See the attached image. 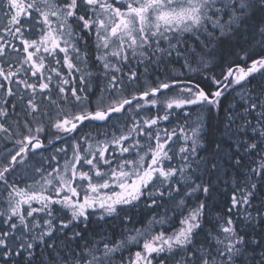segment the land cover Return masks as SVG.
I'll return each mask as SVG.
<instances>
[{
  "label": "snow or ice",
  "instance_id": "obj_1",
  "mask_svg": "<svg viewBox=\"0 0 264 264\" xmlns=\"http://www.w3.org/2000/svg\"><path fill=\"white\" fill-rule=\"evenodd\" d=\"M0 264H264V0H0Z\"/></svg>",
  "mask_w": 264,
  "mask_h": 264
}]
</instances>
